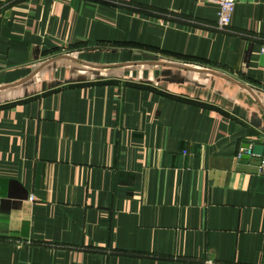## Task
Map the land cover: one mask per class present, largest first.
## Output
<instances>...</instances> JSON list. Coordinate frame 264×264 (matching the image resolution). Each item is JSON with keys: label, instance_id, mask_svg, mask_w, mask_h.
Segmentation results:
<instances>
[{"label": "crops", "instance_id": "obj_1", "mask_svg": "<svg viewBox=\"0 0 264 264\" xmlns=\"http://www.w3.org/2000/svg\"><path fill=\"white\" fill-rule=\"evenodd\" d=\"M218 12L0 0V264H264V0Z\"/></svg>", "mask_w": 264, "mask_h": 264}, {"label": "built area", "instance_id": "obj_2", "mask_svg": "<svg viewBox=\"0 0 264 264\" xmlns=\"http://www.w3.org/2000/svg\"><path fill=\"white\" fill-rule=\"evenodd\" d=\"M200 3H212L219 6L217 29L223 32L228 31L231 26L232 17L235 11L236 0H198ZM262 53L264 54V46L262 48ZM262 145L264 147V139L262 140ZM255 169L258 173L264 172V157L256 156L252 152V148H246L241 150L239 154V160H252L256 159ZM33 200V198H31ZM204 264H219L212 260L206 261Z\"/></svg>", "mask_w": 264, "mask_h": 264}]
</instances>
